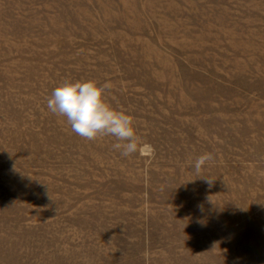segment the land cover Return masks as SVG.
<instances>
[{
    "label": "rangeland",
    "instance_id": "1",
    "mask_svg": "<svg viewBox=\"0 0 264 264\" xmlns=\"http://www.w3.org/2000/svg\"><path fill=\"white\" fill-rule=\"evenodd\" d=\"M89 79L154 156L48 110ZM0 264H264V0H0Z\"/></svg>",
    "mask_w": 264,
    "mask_h": 264
},
{
    "label": "clouds",
    "instance_id": "2",
    "mask_svg": "<svg viewBox=\"0 0 264 264\" xmlns=\"http://www.w3.org/2000/svg\"><path fill=\"white\" fill-rule=\"evenodd\" d=\"M112 85H98L95 80L66 81L57 86L47 99L48 110L66 118L71 130L88 141L98 137L115 138L113 149L123 157L139 154L151 157L155 149L147 142H141L134 127V118L124 110H116L104 97L105 91ZM211 153L200 155L194 168L197 173L207 161L212 160ZM211 182V181H209Z\"/></svg>",
    "mask_w": 264,
    "mask_h": 264
}]
</instances>
